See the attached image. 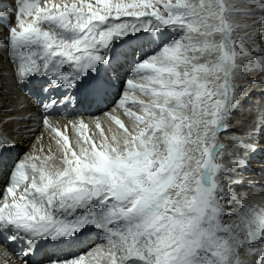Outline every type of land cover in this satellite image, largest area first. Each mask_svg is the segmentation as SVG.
<instances>
[{
  "label": "snow or ice",
  "instance_id": "6c2138e0",
  "mask_svg": "<svg viewBox=\"0 0 264 264\" xmlns=\"http://www.w3.org/2000/svg\"><path fill=\"white\" fill-rule=\"evenodd\" d=\"M256 90L264 0H0V264H264Z\"/></svg>",
  "mask_w": 264,
  "mask_h": 264
},
{
  "label": "bare ground",
  "instance_id": "6f19581e",
  "mask_svg": "<svg viewBox=\"0 0 264 264\" xmlns=\"http://www.w3.org/2000/svg\"><path fill=\"white\" fill-rule=\"evenodd\" d=\"M13 7H15V4L13 3ZM123 72L121 73V76L123 77ZM113 76V80L115 81V88L113 89V99H118V92H122L124 87L122 88V85H124V81L121 80H115V74H111ZM255 78V76H250V79ZM126 87V85H125ZM250 103L251 106L247 107L246 104ZM72 109H68L67 111L72 114V118L83 116L85 118V121L88 122L94 117H100L102 115V110L104 111H110L114 105L112 103L108 104V107L105 108L103 106H96V105H77L75 103L71 104ZM260 106L264 107V96H262L259 92V90L253 91L247 101L244 103V113L241 114L239 112L234 114V119L232 120L233 125H237L239 121L245 120V121H251L254 119V107ZM32 111L39 115V108L33 103ZM2 115V113H0ZM60 123H63V120H60ZM15 125L6 124L4 125V131L11 134L12 128H14ZM91 127V125H90ZM237 133L241 131L240 128L237 127L236 129ZM37 136L40 135L39 132L36 133ZM71 139V134H70ZM227 142V141H225ZM45 145H47L48 141L45 139L44 141ZM31 147L30 143H22L20 144L19 148L12 154L13 157H22ZM249 168L246 173L247 176L251 177L253 180L258 181L261 184H264V138H262L261 142L258 145V150L250 157L249 160ZM249 195L252 196V193L249 192ZM264 195V193H256V198L258 199L260 196ZM86 245H65L62 251H58V255H63L66 251H69L67 255H79L87 251ZM9 251H11L9 249ZM49 251V250H48ZM51 252V251H49ZM3 259V256L0 255V260ZM32 259V258H31ZM43 259V257H42ZM12 260L16 262V264H19V260L16 258L15 254L12 255ZM87 260V258H86Z\"/></svg>",
  "mask_w": 264,
  "mask_h": 264
},
{
  "label": "rangeland",
  "instance_id": "374dc122",
  "mask_svg": "<svg viewBox=\"0 0 264 264\" xmlns=\"http://www.w3.org/2000/svg\"><path fill=\"white\" fill-rule=\"evenodd\" d=\"M246 106L249 107V106H251V104L248 103V104H246ZM106 107H107V108H110V107H108V105H107ZM106 107H105V108H106ZM249 166H250V165H249Z\"/></svg>",
  "mask_w": 264,
  "mask_h": 264
}]
</instances>
